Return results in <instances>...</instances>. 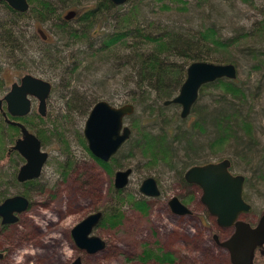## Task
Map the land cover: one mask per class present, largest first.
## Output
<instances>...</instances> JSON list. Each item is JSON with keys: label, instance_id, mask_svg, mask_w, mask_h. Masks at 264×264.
<instances>
[{"label": "rangeland", "instance_id": "obj_1", "mask_svg": "<svg viewBox=\"0 0 264 264\" xmlns=\"http://www.w3.org/2000/svg\"><path fill=\"white\" fill-rule=\"evenodd\" d=\"M187 1L189 10L185 13L151 12L146 9V14L155 21L159 17L169 23L174 20L179 23L189 20L188 22L195 25L194 29L202 21H206L215 25L220 36L224 38L235 34L238 36L240 41L232 51V55L238 61L237 79L249 88L250 93L251 91L259 92L256 98L251 99L253 109L250 113L256 141L255 143L250 142V146L253 148L256 158L248 160L242 158V155L236 156L233 153L234 147L231 150L217 152V154L210 153L206 148L207 140L210 137L208 133L203 134L202 131L204 133L205 131L199 130V128L192 131L194 142L191 146L198 150L195 156L198 162H216L228 158L231 161V171L245 177L243 192L251 208L249 212L242 214L241 218L255 225L260 216L264 214V67L258 70L253 69L252 65L256 64V60L249 58L248 53L244 50L248 45L264 47V37L256 34L260 32L257 29L258 23L264 18V0ZM94 2L95 0H80L81 5L77 8L81 11L85 10L91 7ZM202 3H204L202 6H197ZM67 10L68 8L64 9L61 16ZM6 15L5 11L0 9V19ZM56 21H58L56 18H52L48 22L35 24L33 19H29L21 23L20 34L25 36L22 42L25 46L24 49H27H25L27 57L21 55L19 51L15 52L16 56L8 57V54L0 47V97L9 90L12 82L17 81L23 74L19 68L20 57L29 72L53 83L47 100L48 116L41 120L42 122L35 120L38 128L44 124L49 130H52L53 126L57 129L56 138L46 140L47 147L44 148L50 153L49 170L52 169L50 167L55 166L56 161H59L61 165L70 152L74 157L70 167L72 170L67 176L72 174L65 181H60L58 193H51V188H48L41 198L42 206L27 213V217L32 219V223L43 232L42 235L36 240L34 238L31 245L18 249L6 264H71L77 256L81 257L82 264H232L228 250L220 245L230 236L232 230L218 226L214 217L208 213L200 201L201 189L185 184L177 175L178 166L185 158L183 149L188 146L187 141L183 140V136H185L183 133L188 132L186 130H191L195 116L185 117L187 121L181 125L180 129L171 128L168 141V146L170 144L171 149L170 161L160 159L151 165L148 164L149 158L139 151L137 147L140 145L135 144L139 139V133L134 129L133 140L124 143L114 155L119 165L110 162L107 167L101 166L89 155L90 153L84 147L80 136L86 119L85 113L68 116L65 107L66 99L73 98L71 94L73 91L77 96L76 99H79L76 101L77 104L81 103L83 95L87 97L91 93L100 95L103 100L114 106L134 103L129 98L130 94L124 90L125 88L120 83L121 75H117L115 80L106 79L105 73L109 70H106L102 63L101 68L96 71L83 69L84 67L79 65L73 74H77L78 77L72 79L65 69L67 64H71L66 58H71V54L74 58L79 45L61 44L62 37L56 33L53 24ZM27 23L30 31L26 32L23 28ZM33 26L36 28H32ZM74 26L79 25L74 23ZM39 27L50 35V41L53 44L59 45L62 52L60 54L64 56L61 65L56 63L52 67L48 62L40 61L38 48L41 46L38 44L37 37L30 35L31 31H35ZM98 29L104 30L99 27ZM108 29L106 25L105 30ZM251 30H254L255 35L241 36ZM82 46L84 45L82 44ZM67 81L70 82L68 86L66 85ZM258 86L260 87L258 88ZM216 93L213 88H208L201 95L197 105H206L211 108L213 104H216L213 98ZM161 106L164 108V114L168 116L181 111V107L175 103L161 104ZM130 116L138 118L144 128L154 133L160 131V123L151 122L146 118V111L141 108H135ZM129 122V118L124 120L128 126H130ZM35 124L34 127H31L32 130L35 128ZM8 131L10 135L13 133V130ZM54 145L62 146V150H57L59 147L54 148ZM126 168L132 169L129 182L124 188L115 189L113 184L115 172ZM54 176L61 178V170L56 169ZM147 177H153L156 180L160 190L159 196L147 197L139 191L142 180ZM118 192H121V197L129 193L134 197L143 198L147 203V214L136 209L131 204V200L125 197V200L119 199V194L115 195ZM173 196L182 199L189 207L190 212L183 215L173 213L168 204ZM116 204L119 205L123 214L121 222L111 227L109 225L102 226L99 223L91 232L92 235L99 236L104 240V247L94 253L74 249L70 236V229L73 225L93 211L104 212L107 207ZM146 245L147 248L161 249L156 253L165 254L166 251H172L173 256L169 261L164 262L155 261L153 258L143 261L137 257L143 255ZM255 263L263 264V257L257 256Z\"/></svg>", "mask_w": 264, "mask_h": 264}, {"label": "trees", "instance_id": "obj_2", "mask_svg": "<svg viewBox=\"0 0 264 264\" xmlns=\"http://www.w3.org/2000/svg\"><path fill=\"white\" fill-rule=\"evenodd\" d=\"M27 1L32 6L24 13L13 10L5 2L1 3L0 6L5 8L8 13L7 17H2L0 20L1 48L8 54V57L16 56L15 52L17 51L27 57V49H24L25 46L22 42L24 36L20 35L18 30L20 21L26 17H33L35 21L43 23L56 18L59 23L54 24L61 34L63 41L61 44L66 46L81 45V47L78 46L79 49L74 58L72 54L71 58H66L71 64H67L65 69L72 79L78 77L77 74H73L79 65H82L83 69L96 71L101 68L102 63L106 70H109L105 73L106 79L115 80L117 75H121L120 83L125 88L124 90L130 94L129 98L134 103V110L139 107L146 111V118L151 122L160 123V131L154 133L144 128L138 118H132L130 115L126 117L130 119L131 130L126 142L133 140L132 132L136 129L139 139L135 144L140 145L137 148L149 158L148 164L150 165L160 159L170 161L171 149L170 144L168 146V141L171 128L178 130L187 121V118L181 117L179 111L169 116L164 114V108L161 106L178 93L186 77L187 66L193 61H211L232 63L237 70L238 61L232 55V51L240 41L236 34L224 38L218 33L217 27L210 22L202 21L194 29L195 25L188 22L189 20L180 23L174 20L169 23L167 20L162 19V21L159 17L155 21L146 14V9L151 12L185 13L189 10L187 0H128L122 5H115L110 0H95L94 4L85 10L81 11L77 8L78 16L75 21L79 26H72L73 24L69 25L67 21L60 20V10L80 6V0ZM106 25L108 30H105ZM98 27L104 28V30L101 31ZM257 29L260 32L256 34L264 37V18L258 23ZM253 35L255 32L251 30L241 36L251 37ZM39 42L41 47L38 48V51H40L41 62H48L52 67L56 63L57 65L63 63L64 56L60 54L59 45ZM259 48L264 47L248 45L245 50L243 49L248 53L249 58L256 60V64L252 65L256 70L264 67V49ZM18 62H21L19 68L23 73L29 72L21 57ZM17 65L19 64L17 63ZM66 85H70V82L67 81ZM208 88H213L217 92L213 97L216 104H213L211 108L206 105H197L201 95ZM248 91L249 88L240 83L237 76L234 79L220 78L200 87L198 98L189 114L195 116L192 128L183 133L185 134L183 140L187 141L188 146L184 147L185 158L178 166L177 175L181 181L184 182L183 171L199 163L195 158L198 150L191 146L194 142L191 134L197 128L204 130L203 134L208 133L210 138L207 140L206 148L210 153L217 154V152L231 150L234 147L233 153L236 156L242 155V158L248 160L256 158V154L250 146V142H256L250 113L253 109L251 99L256 98L259 92L251 91L250 93ZM71 94L73 98L65 101L69 104L71 113L77 108L79 113L84 112L87 115L92 104L102 99L100 95L91 93L87 97L83 95L81 103L77 104L76 101L79 99H76L77 96L73 91ZM0 126L2 127V125ZM80 136L86 147L83 134L81 133ZM98 162L103 167H107L110 162L119 165L115 157L108 163L100 160ZM204 162L208 161H202V163ZM120 193H115V195L119 194V199L131 200V204L136 209L147 214L148 207L143 198L136 196L135 198L129 193L121 197ZM122 217L119 205H111L107 207V210H104L100 224L110 227L116 223L118 225ZM160 250L147 248L146 245L143 255L137 258H141L143 261L153 258L155 261L164 262L169 261L173 256L168 251L165 254L158 253ZM156 251L158 252L156 253Z\"/></svg>", "mask_w": 264, "mask_h": 264}, {"label": "water", "instance_id": "obj_3", "mask_svg": "<svg viewBox=\"0 0 264 264\" xmlns=\"http://www.w3.org/2000/svg\"><path fill=\"white\" fill-rule=\"evenodd\" d=\"M3 1L19 11H25L28 7L26 0ZM110 1L118 5L127 0ZM72 14L70 12L66 17ZM236 76L237 70L232 63L193 61L186 68V77L178 93L172 99L165 101V104H179L181 106L180 115L184 118L196 102L202 85L220 78L234 79ZM50 89L51 85L48 81L26 74L21 77L19 84L13 83L11 89L3 98H0V110H2L1 104L4 100L7 103L8 112L12 115H24L30 108V97H35L39 101V111L43 113ZM133 111L134 106L131 103L114 106L101 100L92 106L84 121L83 136L88 149L95 157L108 161L129 138L131 131L129 126L124 123V117L132 114ZM18 126L22 129L25 137L24 141L18 143L22 147V152L27 156L31 155L32 149L27 146V139L31 140V143L35 145V150L39 152V141L29 134L22 125L18 124ZM22 143L25 145L21 146ZM42 156L44 157L45 154H41ZM29 166L27 165L25 169L28 170ZM37 166H40V163ZM229 166L228 159L194 165L185 171L184 180L191 184H197L201 188V201L208 212L216 217L218 226L233 228L231 235L220 243L228 250L231 263L255 264L254 250L264 245V214L260 216L255 226L240 219L241 215L249 212L251 208L243 198L245 177L241 174L231 173ZM25 169L24 171H27ZM131 173V168L117 170L114 174V188H124L129 182ZM139 191L147 197H157L160 194L158 184L153 177L143 179ZM15 200L22 201V208L26 206L25 200L21 198L13 199L10 203ZM8 204L9 201L5 203L6 206ZM168 204L173 213L183 215L190 212L189 208L182 204L177 196L171 197ZM101 219V211L93 212L84 217L71 230L76 244L87 253H94L104 247V240L91 234ZM71 264H82L80 256L75 257Z\"/></svg>", "mask_w": 264, "mask_h": 264}, {"label": "flooded vegetation", "instance_id": "obj_4", "mask_svg": "<svg viewBox=\"0 0 264 264\" xmlns=\"http://www.w3.org/2000/svg\"><path fill=\"white\" fill-rule=\"evenodd\" d=\"M2 2H5V1L1 0L0 5ZM27 3H28V7L25 11H19V10L12 8V7L11 8L13 10L19 12V13H24V12L28 11L29 8L32 6L28 1H27ZM6 4L8 5V3H6ZM115 5H117V4H115ZM118 5H122V4H118ZM0 9H3L5 11V14H7L6 15V17H7L8 16L7 10L1 6H0ZM64 9L60 10L61 14H62ZM77 11H78L77 7L68 8L66 13L61 16L60 20H65L69 23V25L73 24L72 26H74V23H76L75 20L77 19V16H78ZM70 12H72L73 14L71 16L66 17ZM29 19H33L35 21V19L33 17L24 18V20L20 21V25L18 26L19 33H21V31H22V29L20 28V26L22 25L21 23L26 21V20H29ZM36 23H37V21H35V24ZM38 23L42 24V22H38ZM43 23H45V22H43ZM55 23H59V22L56 21ZM34 27L35 26H33L32 28H34ZM54 27L56 28V33L58 34L59 31L57 30V27L55 26V24H54ZM23 30L26 32L28 30L30 31V27H29L28 23L26 24V27L23 28ZM33 31L30 32L31 37H35V38L37 37V40L40 42L52 43V41H50V35L41 27L37 28V30L35 29L34 32ZM60 41H62V40L60 39ZM0 44H1V40H0ZM62 44H63V41H62ZM26 74H30L32 76L42 78V79L48 81L51 85V89H50V93H51L53 83L50 80L45 79L44 77H41V76H36V75L32 74L31 72L23 73L19 77V79L17 81L12 82L11 85L15 82L19 84L21 77L26 75ZM11 85H10L9 90L11 89ZM50 93H49V95H50ZM49 95L46 99L45 109H44L43 113L39 111V101L35 97H30V108H29L28 112L24 115H12L10 112L7 111V103L4 100L2 101V104H1L2 110H0V125H2V127L0 126V264L1 263L6 264L7 262H9L10 258H12L15 255V253L18 249H22L28 245H31L32 242L34 241L33 240L34 238L36 240L42 235L43 232L36 225H34L32 223V219L27 217V213L29 211H32V209H34L36 207L42 206L41 198L45 194V191L48 190V188H51V190H50L51 193H56V192L58 193V190H59L58 188L60 187V183H61L60 181L61 180H62V182H63V180L65 181V179L67 177L70 178V175L72 174L71 173L67 176L69 171L72 170L70 167L74 161V157H73V155H71V152L66 157L65 161L62 162L61 165H60L59 161H56L55 166L53 165V167H50L52 169L49 170L48 163L50 160V153L47 150H45L44 148L47 147L46 140L56 138L55 135H56L57 129H55L53 126V129L49 130L48 127L44 124L40 128H38V127H36V124H35V120L40 122L41 120H44L45 117L48 116L47 100L49 98ZM3 96L0 98H3ZM101 100H103V99H100L98 101H101ZM98 101H96V102H98ZM94 104H92V106ZM109 104H111V103H109ZM111 105H113V104H111ZM92 106L89 108L88 113L91 110ZM65 107L67 109L68 116H70L71 114H78L79 113L77 108L74 109V111L71 113L69 110V104L66 102H65ZM88 113H87V115H88ZM189 114H190V112H189ZM87 115H86V117H87ZM126 117H124V120L126 119ZM18 124L22 125L29 134H32L36 138V140L39 141V152H37V150H35V145L33 143H31L30 139H27L28 140L27 146H29L32 149L31 152L29 151L31 153V155L27 156L26 154H24L22 152V150H21L22 147H20V145L18 143L24 141L25 137H24V134L22 133V129L18 126ZM34 124H35V128H33V130H32L31 127H34ZM8 130H13V133L10 135ZM82 134H83V128H82ZM83 138H84V136H83ZM84 142H86L85 138H84ZM24 145L25 144L22 143L21 146H24ZM56 147H59V149H57V150H62V147L55 146L54 148H56ZM84 147H85V145H84ZM85 148L88 150L87 152L90 153L89 155H91L95 159L96 162H98L100 160L90 152V150L87 147V143H86ZM33 149H34V151H33ZM41 154H45V156L41 157ZM114 155L108 161H103V160H100V161L108 163L114 157ZM224 159H228V158H224ZM224 159H222V160H224ZM228 160L230 161V159H228ZM219 161H221V160H219ZM219 161H216V162H219ZM39 163H40V166H37ZM205 163H208V162H204V163L199 162L198 164H194V165H202ZM27 165L28 166L30 165L28 170L25 169L27 167ZM194 165H192V166H194ZM192 166H190V167H192ZM230 167H231V161H230L229 170L231 173H233L231 171ZM189 168H187V169H189ZM24 169L27 171H24ZM56 169L61 170V172H62L61 178L54 176V171H56ZM184 173H183V178H184ZM184 183L188 184V185L197 186L199 189H201L197 184H191V183L186 182L185 180H184ZM244 183H245V179H244ZM243 191H244V185H243ZM16 198L24 199L26 202V206L24 208H22L21 207L22 201H20V200H15V201L10 203L11 200L16 199ZM243 198L246 201V199L244 197V192H243ZM178 199L182 202V204L186 205L182 201V199H180L179 197H178ZM7 201H9V204L6 206L5 203ZM17 201H19L20 203ZM200 201H201V197H200ZM201 203L203 204L202 201H201ZM93 212H96V211H93ZM177 215H180V214H177ZM102 216H103V212H102ZM211 216L214 217V219L216 221V217L213 215H211ZM240 219H242V218L240 217ZM81 220H79L77 223H79ZM101 220H100V222H101ZM242 220H244V219H242ZM246 222H248V221H246ZM76 224H74L73 227ZM251 225L255 226L253 224H251ZM72 228L70 229V236L72 238V247L74 249H80L72 237V234H71ZM230 229L233 232V228H230ZM168 252L173 254L172 251H168ZM259 255H261L263 257V264H264V245H263V247H257L254 250V257H253L254 263H255V258Z\"/></svg>", "mask_w": 264, "mask_h": 264}]
</instances>
